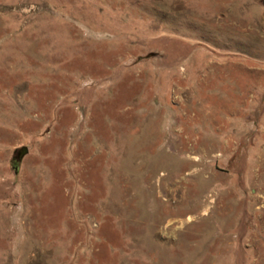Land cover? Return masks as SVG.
<instances>
[{
    "label": "rangeland",
    "instance_id": "obj_1",
    "mask_svg": "<svg viewBox=\"0 0 264 264\" xmlns=\"http://www.w3.org/2000/svg\"><path fill=\"white\" fill-rule=\"evenodd\" d=\"M0 264H264V0H0Z\"/></svg>",
    "mask_w": 264,
    "mask_h": 264
}]
</instances>
